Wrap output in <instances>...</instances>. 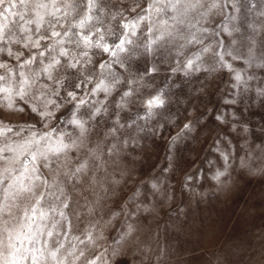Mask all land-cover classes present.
I'll list each match as a JSON object with an SVG mask.
<instances>
[{
  "label": "clouds",
  "instance_id": "clouds-1",
  "mask_svg": "<svg viewBox=\"0 0 264 264\" xmlns=\"http://www.w3.org/2000/svg\"><path fill=\"white\" fill-rule=\"evenodd\" d=\"M0 264H264V0H0Z\"/></svg>",
  "mask_w": 264,
  "mask_h": 264
}]
</instances>
